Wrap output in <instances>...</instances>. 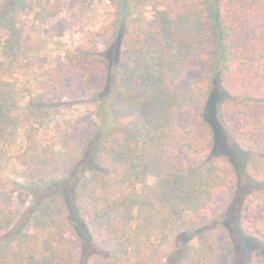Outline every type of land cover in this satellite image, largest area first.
I'll use <instances>...</instances> for the list:
<instances>
[{"label": "trees", "instance_id": "trees-1", "mask_svg": "<svg viewBox=\"0 0 264 264\" xmlns=\"http://www.w3.org/2000/svg\"><path fill=\"white\" fill-rule=\"evenodd\" d=\"M102 1L106 19L97 29L79 11L63 23L78 40L70 39L62 65L92 106L93 121L62 141L70 172L82 168L83 177L38 195L49 204L58 195L55 212L47 205L39 210L37 195L17 185L31 198L29 212L19 232L14 223L0 224V264H264V0ZM12 3L2 2L0 18ZM148 7L161 9V18L149 19ZM178 19L187 20L201 44L196 103L180 125L190 193L180 202L164 200L154 232H140L134 225L139 139L120 125L116 85L124 55L157 40L163 22ZM209 186L216 187L211 203L195 213L194 198ZM69 188L71 195L64 193ZM35 210L43 219L58 218L40 253L24 247Z\"/></svg>", "mask_w": 264, "mask_h": 264}, {"label": "rangeland", "instance_id": "rangeland-1", "mask_svg": "<svg viewBox=\"0 0 264 264\" xmlns=\"http://www.w3.org/2000/svg\"><path fill=\"white\" fill-rule=\"evenodd\" d=\"M12 1L10 12L0 18V224L14 223L19 232L27 221L31 198L17 185L25 184L37 195L39 210L47 205L55 212L59 196L54 195L57 202L52 204L42 197L50 188H61L75 176L70 172L63 137L82 122L93 121L86 88L61 62L70 39L78 40L64 32L63 23L79 11V19L88 28L97 29L106 19L108 3ZM161 13V9L147 8L149 19L161 18ZM200 45L187 20L178 19L163 22L157 40L123 57L124 72L116 85L113 107L120 125L131 128L139 139L141 172L134 225L140 232H154L156 209L164 200L180 202L190 193L187 162L180 149L184 126L180 125L196 103L192 88ZM82 170L74 169L75 177H83ZM79 186L83 197L87 193L83 179ZM215 189L209 186L194 198L195 213L203 212L211 203L210 191ZM64 193L71 195L70 188ZM39 210L28 216L24 244L27 250L38 253L58 221L55 215L43 219Z\"/></svg>", "mask_w": 264, "mask_h": 264}]
</instances>
